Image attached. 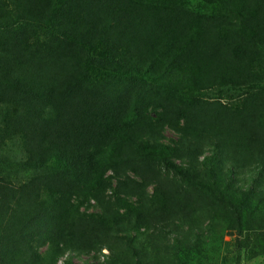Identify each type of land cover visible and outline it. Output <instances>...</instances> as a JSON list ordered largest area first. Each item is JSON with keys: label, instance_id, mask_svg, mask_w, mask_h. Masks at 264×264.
<instances>
[{"label": "trees", "instance_id": "16d2710c", "mask_svg": "<svg viewBox=\"0 0 264 264\" xmlns=\"http://www.w3.org/2000/svg\"><path fill=\"white\" fill-rule=\"evenodd\" d=\"M247 250L264 255V0H0V264Z\"/></svg>", "mask_w": 264, "mask_h": 264}, {"label": "rangeland", "instance_id": "374dc122", "mask_svg": "<svg viewBox=\"0 0 264 264\" xmlns=\"http://www.w3.org/2000/svg\"><path fill=\"white\" fill-rule=\"evenodd\" d=\"M76 262L81 263L82 261L76 260ZM220 264H235V262L233 260H229L225 263L221 260ZM239 264H264V255H261V253L258 252H249V250H247L242 253V260Z\"/></svg>", "mask_w": 264, "mask_h": 264}]
</instances>
